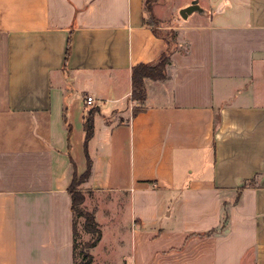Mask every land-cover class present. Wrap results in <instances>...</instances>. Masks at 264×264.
<instances>
[{
  "label": "crops",
  "instance_id": "0c3cea01",
  "mask_svg": "<svg viewBox=\"0 0 264 264\" xmlns=\"http://www.w3.org/2000/svg\"><path fill=\"white\" fill-rule=\"evenodd\" d=\"M146 1L0 0V264H73L88 160L90 264H264V0ZM148 15L175 38L140 105L132 68L166 50Z\"/></svg>",
  "mask_w": 264,
  "mask_h": 264
},
{
  "label": "trees",
  "instance_id": "16d2710c",
  "mask_svg": "<svg viewBox=\"0 0 264 264\" xmlns=\"http://www.w3.org/2000/svg\"><path fill=\"white\" fill-rule=\"evenodd\" d=\"M154 0H147L145 3H149ZM150 12V8L148 9ZM154 34L165 41L166 50L159 57L156 63L154 64H140L132 68L131 71V100L137 102L138 104H143L146 98V90L144 88V80H162L165 78V68L170 62L171 49L173 47L174 41L167 40V38L161 35L157 30L153 31ZM69 54V43L66 47L65 59ZM140 112V109L134 108L132 111L133 115H136ZM93 115L94 111L90 110L83 120V130H84V143H86L93 135ZM86 171L77 176L74 174L72 183L69 188V195L71 198V212H72V227H73V264H90L91 256L88 252L81 254L82 257L79 262L76 261V217L84 218L83 229L86 233L92 234L93 238L91 241L84 244L85 250H90L93 248L99 241L101 232L98 228V225L94 221V215L92 212H84L80 206L84 201V194L79 189V186L84 183L89 175L90 171V161H87Z\"/></svg>",
  "mask_w": 264,
  "mask_h": 264
},
{
  "label": "rangeland",
  "instance_id": "374dc122",
  "mask_svg": "<svg viewBox=\"0 0 264 264\" xmlns=\"http://www.w3.org/2000/svg\"><path fill=\"white\" fill-rule=\"evenodd\" d=\"M157 1V0H154ZM190 0H163L164 3V7L161 8L158 11V15L159 17H168L169 20L171 21H183V19L179 16V11L184 8L187 7L193 0H191L190 2H188ZM199 1V0H198ZM189 3V4H188ZM152 5V1H150L149 3L146 4V11L148 12V9L151 7ZM199 5L201 7H205V3L203 0L199 1ZM146 21L148 22L149 25L153 26L154 28L157 29V31L165 36L167 38V40H173L175 38V33L173 31H168L165 29H162V27H166L165 23L166 22H158L155 18H153L152 16L147 17ZM162 23V24H161ZM161 24V25H160ZM98 197L100 196H95V195H87L86 197H84V200L86 198V203L87 204H81L80 208L84 211V212H88L90 211V206L92 204L93 201H95ZM84 203V201H83ZM89 204V205H88ZM102 215H98V221L100 224H103L102 220ZM83 225H84V218L83 217H76V239H75V244H76V250H75V254H76V261L79 262L82 255L81 254H85L86 252L89 253V250H85L84 248V244L86 242H89L92 240L93 235L86 233L83 229ZM98 256H102L100 252H98Z\"/></svg>",
  "mask_w": 264,
  "mask_h": 264
},
{
  "label": "water",
  "instance_id": "95a60500",
  "mask_svg": "<svg viewBox=\"0 0 264 264\" xmlns=\"http://www.w3.org/2000/svg\"><path fill=\"white\" fill-rule=\"evenodd\" d=\"M203 12V9L198 5V1L193 0L187 7H184L179 11V16L183 20H186L188 16L193 13L202 14Z\"/></svg>",
  "mask_w": 264,
  "mask_h": 264
},
{
  "label": "built area",
  "instance_id": "2783aa9c",
  "mask_svg": "<svg viewBox=\"0 0 264 264\" xmlns=\"http://www.w3.org/2000/svg\"><path fill=\"white\" fill-rule=\"evenodd\" d=\"M94 103V99L92 97H86L85 98V104L87 106H91Z\"/></svg>",
  "mask_w": 264,
  "mask_h": 264
}]
</instances>
